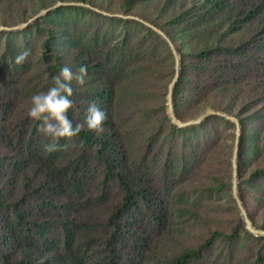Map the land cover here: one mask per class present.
Listing matches in <instances>:
<instances>
[{"label": "trees", "instance_id": "trees-1", "mask_svg": "<svg viewBox=\"0 0 264 264\" xmlns=\"http://www.w3.org/2000/svg\"><path fill=\"white\" fill-rule=\"evenodd\" d=\"M76 2L95 6L94 0ZM152 2L162 7L163 16L137 11L138 4ZM45 8L42 4L39 12ZM120 10L157 25L178 45L182 76L175 92V107L181 120L188 113L185 100L190 92L200 111H231L239 106L245 113L254 111L257 133L259 129L264 131V0H120ZM69 12L128 31L119 41L113 40L114 31H98L87 39L82 51L71 53L67 46H76V40L70 34ZM50 20L54 28L44 42V55L48 57L39 67L42 74L34 85L36 93L47 91L62 67L78 73L83 66L87 69L86 83H72L74 107L69 118L74 125L83 123L89 104L94 102L106 112L107 119L100 135L85 126L72 139L74 152L63 139L59 141L60 150L45 151L42 145L49 140L38 132L39 122L17 104L30 83L21 81L29 64H17L15 57L29 45L23 40L17 46L8 42L0 56V264H152V260L164 256L173 264H213L218 241L233 240L241 233L251 243L254 264H264V237L252 234L244 218L231 235L214 231L197 248L165 255L170 232L164 199L167 180L160 184L157 176L153 155L157 149L148 147L135 157L127 148L118 123L123 111L116 107V90L126 73L132 72L134 83L125 97L134 95L139 102L152 85L169 97V86L176 76L167 69L171 59L176 66L169 43L139 22L108 18L81 7L60 8L15 36H31ZM142 109L146 119L156 118L163 127L168 123V132L181 137L216 128L214 135L196 140V147L190 148L194 145L190 141L181 149V163L188 168L198 169L210 162L208 152L216 149L220 137L217 127L235 124L212 117L188 132L173 124L169 105H164L162 112ZM238 117L244 130L241 196L255 221L256 201L244 186L263 184L264 168L256 169L246 179V157L253 133L245 119ZM156 136L153 131L148 139L152 146ZM170 162L174 164L172 159ZM214 181L218 191L226 187L234 190L233 183L220 177Z\"/></svg>", "mask_w": 264, "mask_h": 264}, {"label": "rangeland", "instance_id": "rangeland-1", "mask_svg": "<svg viewBox=\"0 0 264 264\" xmlns=\"http://www.w3.org/2000/svg\"><path fill=\"white\" fill-rule=\"evenodd\" d=\"M58 0H0V26H15L24 23L31 17L35 16L41 9L42 4L46 7L54 5ZM66 2H76L77 0H65ZM95 6L112 13H123L120 10V0H94ZM142 9L145 12L158 14L157 17L163 16L162 7L156 2L146 4H138L137 11ZM135 14V13H131ZM136 15V14H135ZM71 23L72 34L76 40V46L69 45L67 49L71 53L82 51L83 45L87 43V39L96 32L105 30L114 31V41H119L125 36L128 29H124L119 25H108L95 17L84 16L81 14H71L67 17ZM62 22V21H61ZM52 21H47L40 26V30H35L31 36L16 37L21 32H3L0 37V56L8 42L12 41L17 46L21 41H25L29 45L31 54L25 60L29 66L22 74L21 81L29 82V87H24L22 96L17 100L20 107L29 110L31 106V97L36 94L35 83L41 79L39 67L44 65L47 55H44V42L48 38L49 30L54 28ZM14 34V35H11ZM63 43V41L59 42ZM182 42L179 46L181 48ZM86 47V46H85ZM50 56V53L48 54ZM174 59L167 62L169 74L176 75V66ZM126 77L121 80L117 86L116 104L117 109L123 111L119 117V124L123 133L125 144L131 153L137 157L140 153L145 152L147 148L153 147L156 153H153L156 166L158 168V178L167 180L168 190H166L165 206L168 220L170 221V232L165 240V255L173 256L187 248H197L201 246L214 231H223L231 235L235 229L239 228L243 221V215L239 207V203L234 195V190L229 187L218 191L219 185L214 181L215 177H220L228 184H234V154L237 143V126L231 123L228 127H217L219 133V141L216 149L208 152L210 162L205 163L203 167L192 166L190 168L183 166L181 163V149L188 142L190 148L196 147V140L206 137L207 134L214 135L216 128L209 129V132L189 133L181 137V134H170L169 124L165 122L164 127L161 126L156 118L146 119L142 108H148L149 111L159 110L162 112L164 105H169V97H164V92L160 93V88L152 85L149 91H144L136 102V97L130 95L125 97V93L130 90L133 85V73H126ZM168 75V72H167ZM172 75V74H171ZM174 75V76H175ZM172 83V81H171ZM170 83V85H171ZM170 88V86H169ZM186 102H188V113L183 122H189L198 119L209 109L200 111L198 102L192 101L190 92L186 93ZM244 107L235 108L231 111H224L234 116H241L246 123L250 125V131L253 133L249 141L250 154L246 157V179H250L252 173L258 168H264V131L261 133L256 128V117L254 111L243 112ZM172 124V123H171ZM199 128V127H197ZM257 129V130H256ZM153 131L157 132L156 141L152 146L148 139ZM212 132V133H211ZM65 145H71V151L74 152L72 146L73 140L63 139ZM1 145V144H0ZM2 148L0 146V152ZM75 155V153H72ZM173 154L174 156H171ZM174 164H170V161ZM207 164V165H206ZM163 186V185H162ZM246 187V188H245ZM249 190L252 201H256L254 222L259 229H264V182L258 187H254L251 183L244 186ZM163 190V189H162ZM250 241L245 239V234L229 239H220L215 246L213 252V264H254V256L250 254ZM152 264H173L168 258L160 260H152Z\"/></svg>", "mask_w": 264, "mask_h": 264}, {"label": "clouds", "instance_id": "clouds-1", "mask_svg": "<svg viewBox=\"0 0 264 264\" xmlns=\"http://www.w3.org/2000/svg\"><path fill=\"white\" fill-rule=\"evenodd\" d=\"M31 54V50L25 49L15 57V63H23ZM87 69L81 66L78 73H73L71 68L64 66L60 73L53 77V85L47 91L39 92L31 97V106L28 117L38 121V132L41 133L48 143L43 144L45 151L51 153L60 150L59 141L65 139L71 141L77 137L82 129L100 135L104 132L103 124L107 119L106 112L96 103L89 104L83 123L73 124L69 118V111L74 107L71 99L73 96L72 83L75 81L83 86L86 83Z\"/></svg>", "mask_w": 264, "mask_h": 264}, {"label": "water", "instance_id": "water-1", "mask_svg": "<svg viewBox=\"0 0 264 264\" xmlns=\"http://www.w3.org/2000/svg\"><path fill=\"white\" fill-rule=\"evenodd\" d=\"M64 7H81L89 9L93 12H96L100 15H103L108 18H115V19H122V20H132L139 22L149 29H152L153 31L157 32L159 35H161L170 45L172 48V51L176 57V76L170 85V92H169V114L171 117V120L175 126H177L179 129H189L192 127H199L204 125L210 118L212 117H220L223 119H226L228 121H231L236 124L237 126V143H236V150L234 154L233 164H234V195L239 203L240 210L242 212L243 218L245 220L247 229L254 235L258 237H264V229H259L256 227L253 219L250 216V213L245 205V202L241 196V189H240V157H241V150H242V143H243V124L239 117L234 116L232 114H229L227 112L217 110L215 108L209 109L207 112H205L202 116H200L196 120H192L189 122H183L176 111L175 107V92L178 83L180 82L181 76H182V56L179 52L178 45L172 40V38L160 27L157 25L150 23L149 21L145 20L142 17L135 16V15H126L123 13H112L108 12L106 10H103L101 8H98L96 6H93L88 3L84 2H66V1H58L54 5L47 7L40 12H38L35 16L31 17L24 23L15 25V26H0V33L1 32H21L28 29L31 25L36 23L38 20L46 17L50 13Z\"/></svg>", "mask_w": 264, "mask_h": 264}]
</instances>
